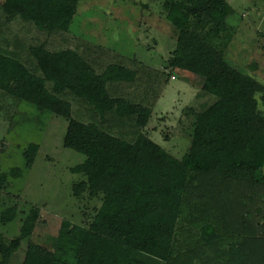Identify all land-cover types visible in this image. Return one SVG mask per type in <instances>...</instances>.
<instances>
[{
  "label": "trees",
  "instance_id": "16d2710c",
  "mask_svg": "<svg viewBox=\"0 0 264 264\" xmlns=\"http://www.w3.org/2000/svg\"><path fill=\"white\" fill-rule=\"evenodd\" d=\"M79 1L5 0L0 23L19 18L49 33H72ZM167 4L178 31L171 67L200 77L216 98L193 112L181 159L145 131L170 73L123 56L104 64L101 49L93 60L87 50H52L44 42L0 52V89L67 121L64 147L85 156L71 167L85 177L74 185L75 195L102 202L89 226L64 219L52 248L31 243L23 264H225L221 244L229 246L224 229L235 226L237 197L247 192L264 199V113L256 98L264 86L216 44L234 37L233 9L227 0ZM38 150L36 143L26 150L28 166ZM249 215L252 223L241 226L260 241L264 228ZM14 217L10 209L6 219ZM37 219L33 209L18 238L6 243L0 236L2 264L10 263Z\"/></svg>",
  "mask_w": 264,
  "mask_h": 264
},
{
  "label": "rangeland",
  "instance_id": "374dc122",
  "mask_svg": "<svg viewBox=\"0 0 264 264\" xmlns=\"http://www.w3.org/2000/svg\"><path fill=\"white\" fill-rule=\"evenodd\" d=\"M4 1L0 0V4ZM167 2L80 0L71 26L72 33H49L19 18L13 22L1 21L0 52L12 53L18 43L28 47L44 42L52 50L69 47H77L81 52L87 50L92 60L98 59L97 51L106 50L99 58L104 64L120 61L119 56H123L170 73V77L174 74L176 79L163 82L145 131L155 142L181 159L190 146L193 112H198L204 104L211 105L216 98L203 90L200 77L171 67L178 31L167 17ZM227 2L233 9L228 21L234 27V37L227 43L216 41V44L224 49L231 64L264 86V0ZM102 70L97 68L98 72ZM156 85L159 86L158 82ZM256 98L259 109L264 113V88ZM66 129L64 118L41 112L0 89V181L2 175L6 176L4 183H0L2 239L10 243L18 238L30 211L38 210L33 233L22 239L9 264H23L31 243L52 248L64 219L89 226L101 206L99 198L89 199L87 193L75 195L74 185L85 177L72 173L71 167L81 163L85 156L64 147ZM34 143L39 145V150L34 165L30 167L25 152ZM13 168L22 170L19 177L10 174ZM246 193L236 199L239 210H236L235 226L224 229L229 237V246L221 244L225 264H257L252 253L259 264H264V235L259 241L248 226H241L242 223H252L247 221V216L253 212L257 215V225L264 228V199L258 200L252 194L246 196ZM10 209L15 214L11 221L6 219Z\"/></svg>",
  "mask_w": 264,
  "mask_h": 264
},
{
  "label": "built area",
  "instance_id": "2783aa9c",
  "mask_svg": "<svg viewBox=\"0 0 264 264\" xmlns=\"http://www.w3.org/2000/svg\"><path fill=\"white\" fill-rule=\"evenodd\" d=\"M171 78H172V79H175L176 77H175V75L173 74V75L171 76Z\"/></svg>",
  "mask_w": 264,
  "mask_h": 264
},
{
  "label": "crops",
  "instance_id": "0c3cea01",
  "mask_svg": "<svg viewBox=\"0 0 264 264\" xmlns=\"http://www.w3.org/2000/svg\"><path fill=\"white\" fill-rule=\"evenodd\" d=\"M171 78V77H170ZM172 79V78H171ZM176 79V78H175ZM172 80H174V79H172Z\"/></svg>",
  "mask_w": 264,
  "mask_h": 264
}]
</instances>
